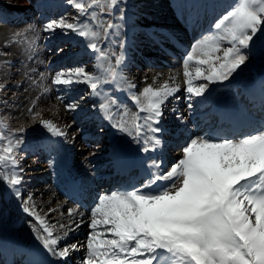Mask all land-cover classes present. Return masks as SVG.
Segmentation results:
<instances>
[{"label": "snow or ice", "instance_id": "6c2138e0", "mask_svg": "<svg viewBox=\"0 0 264 264\" xmlns=\"http://www.w3.org/2000/svg\"><path fill=\"white\" fill-rule=\"evenodd\" d=\"M65 3L79 14L73 22L64 15L48 18L40 32L48 34L45 42L57 29L68 39L83 40L81 51L66 52L57 47L55 55L78 57L86 50L95 61L94 70L88 71L83 64L58 70L52 84L68 91L75 84L87 85L90 98L97 100L91 109L117 133L136 143L142 155L138 175L120 188L97 194L87 220L81 215L78 221L50 224L45 214L37 211L33 195L25 197L21 190L25 168L20 153L29 128L7 134L0 128V200H15L34 220L31 231L40 248L29 264H68L73 253L82 248L79 264H264V122L247 123V130L215 129L201 134L178 128L175 146L179 156L166 161L164 137L170 133L163 122L165 105L169 98L179 99L176 94L181 85L175 77L157 85L154 77L152 83L137 91L134 80L125 75L127 52L133 43L129 32L134 35L133 15L140 10L133 13L129 0ZM82 17L87 18L82 21ZM26 19L19 26L0 14V23L10 24L7 38L0 39V93L7 89L6 76L13 68L17 72L26 69V77L34 71L28 62L36 59L35 40L27 33L36 30ZM151 38L161 45L171 39L163 32L153 33ZM13 44L20 49L22 58L18 61L12 59ZM185 52L183 85L192 112L195 98L207 102L213 85L230 81L252 59L264 57V0H231L207 33L196 38ZM116 93H125L136 110L131 111ZM84 99L57 96L68 113H77ZM28 112L39 125L37 135L50 157L84 131L77 128L70 138L71 125L60 126L44 119L34 106ZM233 118H238L236 112L221 115L222 121ZM177 120L183 122L185 117L178 115ZM97 134H104L103 126L97 128ZM128 157L123 145H112L117 164ZM76 215L68 209L70 218ZM82 225L89 229L85 241L67 242Z\"/></svg>", "mask_w": 264, "mask_h": 264}, {"label": "rangeland", "instance_id": "374dc122", "mask_svg": "<svg viewBox=\"0 0 264 264\" xmlns=\"http://www.w3.org/2000/svg\"><path fill=\"white\" fill-rule=\"evenodd\" d=\"M194 1L196 0H129L133 13H137L138 9L140 10L137 15H133V19L136 21L134 26V35L139 34L141 36V39H139L140 45L134 51V53L138 54L139 57L137 61H140L139 63L141 65H127L128 67L125 68L124 73L129 78L134 80L137 85V91L142 90L146 83H152L154 77L157 78V85L163 83L168 72L172 73L175 69L164 67L160 64V59L157 55H160L162 52L153 48L156 43L153 42L151 34L172 31L175 33V35H177V37H179V39H186V37L180 33V28L178 26L182 24L184 20H187L185 14L182 12V9L185 10L189 8L190 3ZM199 1L201 2L202 0ZM207 1L210 0H204L205 3ZM32 5V8H30L31 10L26 9L22 10L21 12L10 9L7 5V2L0 1V14L7 17L8 20L16 22L19 26H23L22 24L25 22V18L27 17L26 22L31 24L33 28L37 30V32L29 31L28 34L30 33L31 35L27 34L29 39L35 40L34 48L36 54V59L28 62V68L34 70L30 77L24 76L23 72L26 71V69L17 72L16 68H13L11 74L6 76L8 87L3 93H0V128H2L6 134L20 127L29 128L26 134V142L21 146L22 150L20 153L24 157L22 166L25 168V180L21 186V190L25 194V197L28 194L33 195L34 201L37 205V211L45 214V218L49 220L50 224L59 225L60 223L67 224L70 222V220L78 221L81 215H83L85 220H87L90 216V209L93 206V203L87 205V201H85L86 199H84L82 203H76L75 201H70L71 199L65 195L63 196L61 193L62 176L60 175V171L64 165L71 164L75 168L74 172L77 174L80 173V176L82 175L85 177V182L83 181L85 185L84 188L90 193L94 192L92 193V199L93 196H97L99 193L117 189L116 186L111 184V180L104 181L105 178H108L106 177V175L108 176L107 172L112 170L110 166L104 167L103 171H98V164L102 154L108 150L112 151L108 145V133L103 125L104 120L96 115V112L91 108L82 113H68L64 110L63 104L58 106V108L55 110H53L54 108H51L50 104L57 100V96H65L69 98L75 97L77 99H79L80 96H84L85 99L81 101V107H86L89 104L88 102H90V89L87 87V85L75 84L72 86L71 91H68L66 88H57L55 85H53L52 76L58 70L72 68L78 64H83L86 66L88 71H93L95 61L92 55L90 56V54L86 52L85 56L80 59L73 60L71 58L69 59L68 64H63L61 66L56 65V67H54L56 59L60 58L55 55V50L57 47H62L67 52L69 50L73 51L80 48V45H75L73 43H58L56 40L63 37L59 29H57V31L47 39V42H45V37H47L48 34L40 32V28L48 18H58L59 16L64 15L69 22H73V18L79 14L72 6L67 5L65 0H39V2H37V0H32ZM224 9L221 12H223ZM167 10L171 11V13L173 12V18L170 19L172 21H167L160 15L166 13ZM180 12L182 13L175 15L174 17V13ZM221 12H219L209 22L205 30L197 32V36L195 34L196 37L191 39L190 44L184 49L183 55L179 56L180 60L178 62L177 69L180 73H182V58L186 54L185 50H190L191 43H193L196 38H199L202 33H207L208 29ZM86 18L87 17H82L81 20L83 21ZM176 19L178 21H176ZM2 24L5 23H0V25ZM8 26L10 27L9 23ZM125 30H128L127 26ZM129 34L133 35L131 32H129ZM3 38H7V33L4 34L1 39ZM159 47L161 49H180L179 45L172 39L165 40L162 45L159 44ZM115 50L119 51V49ZM151 51L157 53L156 56H149ZM19 53V47L13 44L11 48L12 59L17 61L21 59L22 57H20ZM150 64L152 65L148 66ZM17 67H19L18 63ZM170 76L172 75H169L168 79H170ZM247 76L252 77L253 80L257 82L258 77L264 76V57L252 59L247 67H243V71H239L238 74L234 75V78L230 81L224 82L223 84H226V86L223 87L227 88L229 86L236 85L235 82L241 84V81H244L243 79ZM145 77H147V81H145ZM45 82L48 83L47 86L49 85L50 88L47 91L45 89ZM176 83L183 85L182 75L180 79L176 78ZM17 84L21 86L19 88L15 87ZM221 85L222 84H217L215 86L219 87ZM213 86L211 91L212 98L215 94V88H213ZM238 90L239 89H237L236 93ZM116 95H118L122 101H125L128 107L132 108V111L136 110L132 106L131 102L127 99V95L125 93H116ZM176 95L179 97V99L172 97L169 98L168 102L166 103L163 121H173V127H168V130H176V132H174L175 134L172 135L174 137L177 136L178 128H185L187 123H190L192 127L197 126L201 122L202 118L206 116L211 111V109H213L212 98L211 100L203 103L201 102V98H195L192 101L193 111L189 112L188 100L186 99L187 94L184 91V85L183 89H181V91ZM239 95L238 98L240 102L247 94L242 96L241 94ZM5 99L8 101L7 103H3ZM247 100L244 102V105H248L246 107H249L250 110H252V105H250L249 101ZM57 101L60 102L59 100ZM240 104L241 103H239V105ZM220 105H223L222 101H220ZM33 106L34 111H40L44 119L50 115L53 117V119H51L60 126L71 125L69 128L70 138L73 133H76L77 128H83L84 131L78 134L74 141H71L67 144H62L59 150L53 153V156L50 157L48 151H46L41 146L40 138L37 135L39 125L33 122L32 115L28 112V109ZM183 108L187 110L184 112L182 111ZM172 109H176V111L173 112ZM178 115L185 117V121H178ZM211 116L212 115H209L208 117ZM74 120L75 123H73ZM207 121V124L210 126L212 124L211 119L208 118ZM99 126L104 127L103 135L97 134V128ZM92 132L97 134V136L93 135ZM180 138L183 139L182 134H180ZM131 142V147H135L137 149L138 146H136V143H134L132 140ZM177 143L178 141L174 140L169 145L170 154L172 156H176L180 152L179 148L175 146ZM33 148H39L40 151L34 152ZM93 151H95V155L91 154ZM85 157H87V159ZM50 158L52 159L51 164L49 163ZM0 189H3L2 185H0ZM76 207L83 209V212H81L80 215L77 214L76 216L70 218L68 216V209H76ZM50 208H57L58 211L49 213L48 210ZM0 214L4 216V218H6L11 224L18 223L20 225H22L23 220L21 219H23V217H29L28 214L22 212L15 200H9L8 198L0 200ZM32 221L34 222L33 218ZM23 231L26 232V229ZM88 231L89 229L87 226L82 225L77 231L72 232L69 235L67 242L79 241L83 243ZM83 255L84 249L82 248L80 251L73 253L72 259L70 260V263L68 262V264H79L80 258ZM3 261L4 260L0 255V264H3ZM15 264H20V261L18 260L17 263L15 261Z\"/></svg>", "mask_w": 264, "mask_h": 264}, {"label": "bare ground", "instance_id": "6f19581e", "mask_svg": "<svg viewBox=\"0 0 264 264\" xmlns=\"http://www.w3.org/2000/svg\"><path fill=\"white\" fill-rule=\"evenodd\" d=\"M0 1L1 2H7V5L9 6L10 9H13L10 7V5H16L17 7L14 10L15 11H21V12H22V10H26V9L31 10L30 8H32V6H33L32 3L29 4L28 0H0ZM230 2H231V0H218V1L210 0V1H207L205 3L204 0H202L201 2L199 0H196L192 3H190L189 8H187L185 10L182 9V12L185 14L187 20L186 21L184 20V22L182 24H180L178 27L180 28V33H182L183 36L186 37V39H183V40L179 39V37H177V35H175V33L172 31L166 32L167 35L170 36L171 39L179 45L180 49H176V50L172 49V48L161 49L159 47V43H156L153 46V48L155 50H159L160 52H162L160 55H157L160 59V64L164 67L175 68L172 73L168 72V74L165 77V80L168 79L169 75H172V76H170V78L171 77H175L177 79L181 78L182 73H180L179 70L177 69L178 62L180 60L179 56L183 55V51L190 44L191 39L195 38L197 36L196 33L200 32L202 29L205 30L207 28V25L209 24V22L219 12H221L224 8H226ZM21 12H19V13H21ZM182 12L174 13V17H175V15L181 14ZM172 13H171V11L167 10L166 13H163L160 15L163 19L168 21L171 18H173ZM170 21H172V20H170ZM176 21H178V20L176 19ZM8 28H9L8 23L0 25V39L4 36V34L7 33ZM35 32H37V30ZM35 34H37V33H35ZM195 34H196V36H195ZM129 38L131 41H133V43L128 48V52H127L128 64L127 65L134 66L136 64H140L139 63L140 61L139 62L137 61L139 56H138V54L134 53V51L140 45L139 39H141V36L139 34H135V35L129 34ZM144 40H147V39H144ZM56 41L60 44L73 43L75 45H82L84 43L83 40H80L78 43L76 38L68 39L65 36H63L62 38H58ZM53 45H55V44H53ZM79 51H81V48L75 49L72 52H79ZM86 52L87 51L85 50L84 54H82L78 57H70V56L60 57V58L56 59V62L54 64L55 66L54 65L53 66L56 67V65L61 66L63 64H68L69 59H71V58L73 60L80 59L83 56H85ZM87 53H89V52H87ZM89 54H91V53H89ZM156 54L157 53H154L153 51H151L149 56L154 57V56H156ZM174 57H176L178 59H175ZM149 63H152V62H149ZM251 79H252V82L249 83L248 81ZM262 79H264V78L260 77L258 82H255L252 77L247 76L246 78L243 79L244 81H247V83H242L241 87L239 88L237 93H236L237 89L235 88L234 85L227 87V88L218 87L213 98H212V93L210 96V100L212 98L213 109H211V111L206 116H204L202 118L201 122L197 126L192 127L190 125V123H187L185 128L190 129L194 134H201V132H208L210 126L207 124V118L209 115L213 116L219 110V108L221 106L220 101H222L223 104L225 101H230V102L237 105L240 103L239 98H238L239 94H247V96L249 98L250 97L252 98V96L255 94L259 95L260 93L261 94L259 96H261L262 90L264 89V86L260 87V83H261ZM47 84L48 83H46V85L44 84L45 89L49 90L50 88H49V85L47 86ZM213 88H215V85L213 86ZM30 89H32V88H30ZM181 89H183V85H181ZM259 89H260V93L258 92ZM250 99H248L247 101H249V103L251 105L252 101ZM89 100H90V102H88L89 104L86 107H81L80 110L78 111V113L86 112L88 109L91 108L92 104L97 103V100L95 98H89ZM257 103H262V102L260 101ZM61 104L62 103H60L56 100L53 103H51L50 106H51V108H54L53 110H55L58 108V106H61ZM246 106H248V105H246ZM61 108H63V107H61ZM130 110L132 111V108H130ZM186 110L187 109H185V108L182 109V111H184V112ZM96 115H98V114L96 113ZM49 117H50V119L51 118L53 119V117H51L50 115L46 119H49ZM253 122H254V120H253ZM261 122H264V120H262ZM172 123H173V121L165 120L164 125L166 128L173 127ZM103 125H104V127L108 133V145L110 146L111 149H112V145L114 143H119V144L123 145L125 148H127L128 145L131 146L132 142H131V139L129 137H127L126 135L120 134V133H116L115 136L112 138L110 136V132H111L112 128L105 121L103 122ZM172 131H169L170 134H166L164 137L165 140L167 141V143L164 146V149H165L164 150V158L166 161H171L173 158H176L179 156L178 155L179 153H178L176 156L173 155L172 159L168 158V155H171V154H169V151H168V149L170 148L169 145L171 144L172 141L176 140L175 137L172 136L175 134L174 132H176V130H172ZM93 135L97 136V134H95V133H93ZM136 146H138V145L136 144ZM33 151L37 152L40 150H39V148H33ZM131 151L135 152L136 154H140L138 151V148L136 149L134 147L133 149H131ZM27 154H29V153H27ZM155 154L158 155L157 153H155ZM140 155H142V154H140ZM122 162H123V160L120 163H122ZM108 166H110L112 168V170H110V172H107V174L110 176H114L115 171L118 169V164L113 160L112 151H109V150L102 154V156L100 158V162L98 164V171H103L104 170L103 168L108 167ZM74 169L75 168L71 164H66L63 166V168L60 171V175L62 176L61 177V180H62L61 183H63V186H62V195L63 196H64V194H63L64 190H65V187H64L65 178H64V176L67 173V171L74 173ZM76 175L79 179H80V177L82 178V184L80 186L82 198L86 199L87 205L92 204L97 196L96 195L93 196V199H92V193H94V192L90 193L89 191H86V189H84L85 185H84L83 181L85 182V177H83L82 175L80 176V173L76 174ZM106 177H108V176L106 175ZM118 177H119V175L117 174L116 176L113 177L112 181H117ZM105 180H107V179L105 178L104 181ZM86 187H87V185H86ZM76 209H73V210L76 211L77 214H79V215L81 212H83V209H81V208L76 207ZM21 220H23L22 225H20L18 223L11 224L6 218H4V216H2L0 214V244L5 239H9L11 241V245H12L11 252L13 253V255L15 257H17V260L20 261V264H29V261L34 259L33 255L35 253V250L40 248V245L35 240L34 234L31 231V225L34 223L32 221V218L30 216L29 217H23V219H21ZM25 229H26V232L23 231ZM4 262H6V260H4Z\"/></svg>", "mask_w": 264, "mask_h": 264}]
</instances>
